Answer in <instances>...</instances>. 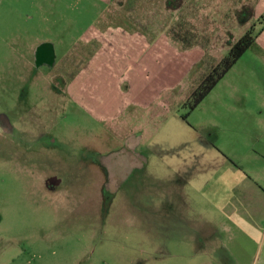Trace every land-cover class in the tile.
I'll list each match as a JSON object with an SVG mask.
<instances>
[{
  "label": "rangeland",
  "instance_id": "obj_1",
  "mask_svg": "<svg viewBox=\"0 0 264 264\" xmlns=\"http://www.w3.org/2000/svg\"><path fill=\"white\" fill-rule=\"evenodd\" d=\"M168 2L0 0V264H264V218L255 213V228L244 229L248 195L234 187L235 205L219 208V186H249L219 181L227 160L242 169L256 162L264 0H187L174 18ZM139 8L158 12L161 27L170 23L168 35L183 13L197 44L174 40L176 86L132 113L135 128L120 121L116 129L88 108L103 75L87 77L92 48L83 35L93 25L132 23ZM253 24L255 43L191 110L187 100L207 67ZM47 43L50 61L39 59ZM195 48L202 57L184 52ZM203 58L207 67H198ZM219 217L230 226L222 238L232 255L219 254Z\"/></svg>",
  "mask_w": 264,
  "mask_h": 264
},
{
  "label": "crops",
  "instance_id": "obj_2",
  "mask_svg": "<svg viewBox=\"0 0 264 264\" xmlns=\"http://www.w3.org/2000/svg\"><path fill=\"white\" fill-rule=\"evenodd\" d=\"M187 0H183V6ZM112 8L110 9V12ZM129 14L130 11H127ZM137 17L132 23H111L93 25L84 33V41L91 43L92 54L89 59L87 77L93 79L98 75H103L101 79L92 87L87 95V105L90 110L97 111L104 120H110L116 129L123 128L118 122L122 121L126 126L133 125L137 120L131 119L133 112H140L151 109L155 103L162 101L163 93L173 89L176 69L175 54H177V44L167 33L170 23L161 27L159 13L154 9L150 13H145L143 8L134 11ZM149 12V11H147ZM176 12L173 13V18ZM156 20V21H155ZM155 21V22H154ZM195 58L203 56V52L198 49L190 51ZM187 74V68L183 69ZM110 72V73H108ZM112 72V73H111ZM114 73V74H113ZM117 76V82H113L112 76ZM135 110V111H132ZM139 110V111H138ZM130 117L122 120L125 112H130ZM264 119V115H261ZM137 118V117H136ZM138 123L134 124L137 125ZM133 129V127H132ZM115 131V129H114ZM138 131V130H137ZM256 138L250 149L252 162L255 164L242 169L239 165L229 160V168H224L221 183L233 180L235 182L247 181L249 186H219V208L231 207L234 204L232 197L228 194L235 188L248 195L245 204L247 213V224L245 230L255 228V213L264 218V125L259 123L255 126ZM132 135V136H131ZM132 141H137V134H130ZM134 139V140H133ZM219 155L227 159V153L219 149ZM249 164V163H248ZM241 168V169H240ZM225 177V179H224ZM182 189V186H173ZM185 190V187H183ZM225 193V194H224ZM174 207H186V199H172ZM243 201V200H242ZM227 212L232 213L229 209ZM229 213V214H230ZM183 215L178 223H186ZM231 218H234L230 216ZM224 217H219V254L226 250L230 255L232 246L222 238L223 231L230 229L224 227ZM228 219V218H227ZM174 223V221H173ZM151 228V227H150ZM184 228V226H183ZM223 230V231H222ZM227 233V232H226ZM227 235L228 240L232 238L231 233ZM220 263H222L219 260Z\"/></svg>",
  "mask_w": 264,
  "mask_h": 264
},
{
  "label": "trees",
  "instance_id": "obj_3",
  "mask_svg": "<svg viewBox=\"0 0 264 264\" xmlns=\"http://www.w3.org/2000/svg\"><path fill=\"white\" fill-rule=\"evenodd\" d=\"M179 1V2H178ZM169 0L168 4L171 6V10L177 11L181 9L182 11L186 9L185 4L183 6V0ZM188 8V7H187ZM183 13L179 14L178 19H182L175 25L170 26L168 32L171 39L178 41L183 44V48L191 47L197 44L195 41V35L191 34L190 29L187 28V22L183 18ZM264 21V13L258 19V22L262 23ZM255 24L250 26L245 32L239 36L228 48V51L215 63L210 66L208 60L203 58L197 64L198 67L202 65L207 67L203 76L199 80V83L192 90L190 97L187 102L189 108L193 110L197 105L208 95V93L216 86V84L226 75V73L233 67V65L242 57V55L255 43L256 41Z\"/></svg>",
  "mask_w": 264,
  "mask_h": 264
},
{
  "label": "flooded vegetation",
  "instance_id": "obj_4",
  "mask_svg": "<svg viewBox=\"0 0 264 264\" xmlns=\"http://www.w3.org/2000/svg\"><path fill=\"white\" fill-rule=\"evenodd\" d=\"M91 56V55H90ZM53 58V51H52V47H51V45L50 44H45V45H42L41 44V47H40V50H39V59H42V60H44V61H50L51 59ZM2 119H5L4 117H1ZM1 118H0V120H1ZM4 125H6L5 127H6V130H9L10 128H11V125H9L8 123L7 124H5V123H3ZM2 130V127H1V125H0V131ZM50 186H46L47 188V190H54L53 188L55 187V186H51L52 184H49ZM100 189H102V191L100 192V194L99 195H101V197H100V199L98 200V201H101V202H103V200H104V193L107 191V189H109V186L107 185H105L104 184V186H101L100 187ZM97 202V201H96Z\"/></svg>",
  "mask_w": 264,
  "mask_h": 264
}]
</instances>
